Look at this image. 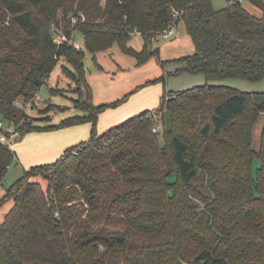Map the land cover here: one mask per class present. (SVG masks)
<instances>
[{"label":"trees","instance_id":"obj_1","mask_svg":"<svg viewBox=\"0 0 264 264\" xmlns=\"http://www.w3.org/2000/svg\"><path fill=\"white\" fill-rule=\"evenodd\" d=\"M252 1L261 16L242 0L221 8L213 0H0V121L19 133L93 123L89 140L7 187L0 205L13 206L0 221V264H264V125L254 146L264 93L209 83L264 79V0ZM174 11L195 45L179 58L183 71L207 83L164 93L156 111L98 136L108 106L91 102L87 52L117 43L139 66L160 58L154 41ZM54 31L68 41L57 43ZM136 32L141 50L129 44ZM60 60L73 67H63L66 76L85 84L88 100L77 104L88 114L36 125L41 119L18 102L38 94ZM160 114L161 132L153 130ZM4 133L0 183L16 159Z\"/></svg>","mask_w":264,"mask_h":264},{"label":"rangeland","instance_id":"obj_2","mask_svg":"<svg viewBox=\"0 0 264 264\" xmlns=\"http://www.w3.org/2000/svg\"><path fill=\"white\" fill-rule=\"evenodd\" d=\"M227 2L228 0H213L216 8L226 6ZM242 4L251 14L257 16L263 14V9L252 0H242ZM59 35H62L61 31H54V37ZM69 42L72 43V41ZM74 42L82 46L79 50L84 48V37L81 33H76ZM154 42L160 48V58L153 56L141 66L137 65L133 56L124 53L117 43L106 51H100L96 54L87 52L84 63L92 85L91 102L97 106H108L98 115L95 128L98 136L145 110L156 111L160 107L164 93H176L207 83L203 74L183 71L184 64L179 58L195 53L194 42L183 23L178 25L177 33L173 38L162 39L157 37ZM144 43L142 35L135 33L129 42L130 46L137 50H141ZM64 66L73 70L69 63L60 60L46 84L39 90L41 100L36 102L34 108L26 111L31 119H41L35 121L36 125H59L68 118L88 114V111L77 104L81 95L85 100L87 99L86 86L66 76L63 72ZM209 83L231 86L257 95L264 93V79L252 82L241 78H228ZM166 123L168 124L167 116ZM4 124L5 126L8 125L7 122ZM263 125L264 114L258 120L254 131L256 149H259L260 146V134ZM71 128L78 131L75 136L78 138L74 143L79 144L91 138L93 123L87 121ZM61 129L63 128L54 130ZM159 131L161 132L162 128ZM30 134L31 132L19 133L14 142L15 145L25 142ZM160 137H162L161 134ZM56 159L51 162L56 161ZM259 165L260 161L256 160L254 168ZM27 169L29 168H24L22 162H19L16 157L0 183V203L7 187L17 181ZM176 177L177 175L174 176V180ZM41 181L46 187L47 182ZM12 206V200L5 201L0 205V221H3L5 214Z\"/></svg>","mask_w":264,"mask_h":264},{"label":"crops","instance_id":"obj_3","mask_svg":"<svg viewBox=\"0 0 264 264\" xmlns=\"http://www.w3.org/2000/svg\"><path fill=\"white\" fill-rule=\"evenodd\" d=\"M86 78L92 88L87 71ZM71 127L61 130L31 132L25 142L18 145L14 143L12 147L17 153V160L22 162L24 168H30L34 165L49 163L56 158L58 159L67 148L76 144L74 142L78 138L75 137L78 131L73 130L74 128Z\"/></svg>","mask_w":264,"mask_h":264},{"label":"built area","instance_id":"obj_4","mask_svg":"<svg viewBox=\"0 0 264 264\" xmlns=\"http://www.w3.org/2000/svg\"><path fill=\"white\" fill-rule=\"evenodd\" d=\"M181 12L179 11H174L173 14H172V21L168 24V26L160 31L158 34H157V37L159 38H162V39H171L173 38L176 33H177V27L178 25L180 24V20H181ZM135 34H140L139 32H136ZM55 41L57 43H62L64 41H68L67 37L65 35H59L57 37H55ZM74 46L77 48V49H81L82 46L77 43V42H74ZM41 100V96L38 94H36L31 100H29L27 103H23L22 101L21 102H18V106L20 108H22L23 110L27 111L28 109H31L33 108V105L37 102V101H40ZM162 114H160L159 116H156V119L158 118V124L153 128L154 131H159L161 128H162V125H163V122L162 120H160V116ZM0 130H3L5 133L1 136V142L3 144H6L8 146H10L11 148L13 147L14 145V142L19 134V131H18V128H17V125L15 124H11V125H7L5 126L4 122L3 121H0Z\"/></svg>","mask_w":264,"mask_h":264}]
</instances>
